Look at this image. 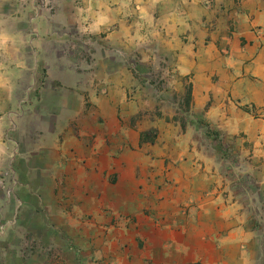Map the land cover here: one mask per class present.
Masks as SVG:
<instances>
[{
  "label": "rangeland",
  "instance_id": "1",
  "mask_svg": "<svg viewBox=\"0 0 264 264\" xmlns=\"http://www.w3.org/2000/svg\"><path fill=\"white\" fill-rule=\"evenodd\" d=\"M258 6L264 0H0V264H116L105 255L141 253L161 223L202 204L264 232L253 141L263 135L264 106L233 96L230 52ZM67 71L87 93L112 97L128 131V174L120 179L139 186L145 204L119 214L113 243L75 240L72 227L47 234L39 210L22 215L11 204L16 141L39 134L32 112L40 87ZM144 132L153 138L143 140ZM20 221L30 229L17 228Z\"/></svg>",
  "mask_w": 264,
  "mask_h": 264
},
{
  "label": "crops",
  "instance_id": "2",
  "mask_svg": "<svg viewBox=\"0 0 264 264\" xmlns=\"http://www.w3.org/2000/svg\"><path fill=\"white\" fill-rule=\"evenodd\" d=\"M255 14L235 33L230 52L235 66L233 96L260 109L264 8L258 6ZM39 92L32 112L39 134L25 133L11 157L16 164L10 187L14 211L23 215L39 210L47 234L54 228L64 236L72 227L75 240L113 243L119 214L135 208L131 203L138 208L145 204L139 186L120 179L128 174L129 143L128 131L117 122V104L107 95L87 93L71 71L42 83ZM262 128V137L253 141L264 184V124ZM2 153L5 156L6 150ZM200 208L161 223V232L145 241L141 253L127 250L125 255L105 256L116 264H264V232L246 228L229 210L217 208L212 216L206 205ZM17 225L30 229L23 221ZM29 234L41 236L33 230Z\"/></svg>",
  "mask_w": 264,
  "mask_h": 264
},
{
  "label": "trees",
  "instance_id": "3",
  "mask_svg": "<svg viewBox=\"0 0 264 264\" xmlns=\"http://www.w3.org/2000/svg\"><path fill=\"white\" fill-rule=\"evenodd\" d=\"M191 99H192V84L189 83L188 86H187V88H186V95H185V103H186V105H187L188 108H189V106H190ZM186 121H187L186 119H185V120H182V123H183V126H184V127L186 126V123H187ZM197 125L199 126V128H200V127H201V128H202V127L205 128V130H206V134H207L209 137H211L212 135H215V136H216L215 140H218L217 145H218L220 148H221L222 146L224 147L223 140L219 138V133H218L217 131H215L214 129H212V127L210 126V124H209L207 121H205V120H203V119H199V120H197ZM148 135H149L148 132H144V133L142 134V138H143V140H148V139L153 138V137H150V136H148Z\"/></svg>",
  "mask_w": 264,
  "mask_h": 264
}]
</instances>
